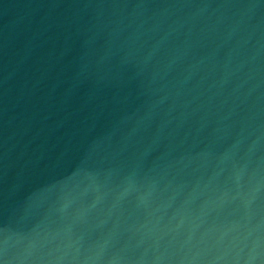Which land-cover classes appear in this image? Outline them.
<instances>
[{
	"label": "water",
	"instance_id": "water-1",
	"mask_svg": "<svg viewBox=\"0 0 264 264\" xmlns=\"http://www.w3.org/2000/svg\"><path fill=\"white\" fill-rule=\"evenodd\" d=\"M0 264H264V0H0Z\"/></svg>",
	"mask_w": 264,
	"mask_h": 264
}]
</instances>
